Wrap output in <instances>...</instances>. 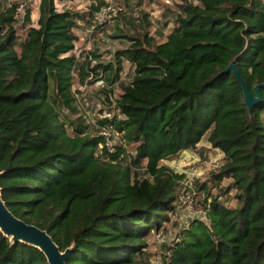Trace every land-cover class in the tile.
I'll use <instances>...</instances> for the list:
<instances>
[{
	"label": "trees",
	"instance_id": "1",
	"mask_svg": "<svg viewBox=\"0 0 264 264\" xmlns=\"http://www.w3.org/2000/svg\"><path fill=\"white\" fill-rule=\"evenodd\" d=\"M55 1L39 0L36 24L26 16L22 37L18 2L0 3V188L7 207L46 229L60 250L70 247L66 264H150L147 236L169 219L185 176L162 160L205 139L223 152L212 177L230 179L225 191L235 189L233 201L207 191L209 223L191 218L178 239L162 243L160 258L264 264V0H181L173 17L161 13L153 32L157 21L141 3L124 0L119 13L135 30L120 32L128 44L107 61L96 51L83 58L73 52L77 20L87 15ZM89 3L92 17L105 1ZM165 18L173 21L167 32ZM124 59L133 70L113 97ZM231 61L254 94L259 84L261 99L250 110L225 70ZM74 78L79 85L102 80L110 116L92 125ZM102 126L118 139L113 151ZM0 264L49 263L38 247L0 231Z\"/></svg>",
	"mask_w": 264,
	"mask_h": 264
},
{
	"label": "rangeland",
	"instance_id": "2",
	"mask_svg": "<svg viewBox=\"0 0 264 264\" xmlns=\"http://www.w3.org/2000/svg\"><path fill=\"white\" fill-rule=\"evenodd\" d=\"M11 1H22V0H0V3H9ZM77 0H67V6L78 11L86 13V18H79L77 20V25L75 27V32L77 34V39L75 41V46L73 52L79 58H83L85 53L96 51L100 53V57L102 61H107L108 59H112L113 51L117 48L123 47L128 44V40L119 36L120 32H128L133 33L135 28L131 27L127 18L122 14H115L112 18L105 20L101 23H96L93 21L92 17H89L87 14L89 9V0H78V3H75ZM106 2V0H104ZM116 3L124 4V0H113ZM135 3L140 2L141 8L144 11L149 13V16L153 18V20L157 21L161 19L159 25L162 24L164 20L161 16V13L165 11V14L170 15V17L174 16V11L177 8L178 3L181 0H132ZM38 2L39 0H28L25 4L24 10L20 12V14L16 17V25H17V33L19 36H23V21L26 16L29 17L30 22L36 24L38 17ZM100 6V5H99ZM67 7V8H68ZM99 8V7H98ZM124 8H127L124 6ZM135 8V7H134ZM126 11H129L128 9ZM166 11L168 13H166ZM133 15H137L138 12L136 9L133 11ZM167 23L164 27V32H167L168 28H170L171 23L173 22L170 18H165ZM22 23V24H21ZM158 24V21L154 23V26L150 28V30H155V26ZM87 27L92 28V32L88 34L86 30ZM122 31H119V29ZM157 39H162L163 36H156ZM132 65L126 60H123V69L120 73L119 80L113 85L112 95L115 97L119 92L118 82L120 81H128L131 73H132ZM91 79L90 77L87 78ZM79 85L77 79L74 78V90L78 97L80 103L82 102L85 106L86 115L92 125L95 124V120L98 116H110L114 106L109 105L104 100V94L100 91L101 86L103 85L102 80H93L92 82ZM112 97V96H111ZM93 127V126H92ZM116 137V136H115ZM111 139V138H110ZM114 139V138H112ZM116 139V138H115ZM205 139H203V142ZM202 142V143H203ZM202 147V148H200ZM131 150L133 149V145L128 146ZM202 149V150H201ZM194 150V149H192ZM191 151V149H190ZM191 155L189 158H184L183 155L179 156L178 154L172 158L171 162L178 172H184L188 174L193 179V183L195 188L198 190L196 197V207H204V198L207 196L206 193L209 191L211 194H219L222 193L223 199L226 198L227 201H233V193L235 189L229 188V191H225L226 187H229L230 179L227 177L222 178L220 181L214 179L212 174L216 171L218 165L224 160V155L221 150H217L212 146H205V144H201L197 147V150ZM166 159H163L165 161ZM181 170V171H180ZM205 183V188H201V184ZM181 185L177 188L178 200L181 198ZM227 192V194H223V192ZM170 217L167 221L164 222V225L160 230H151L147 236V241L149 243L148 249L152 251L150 255V264H165L162 262L160 258L161 254V245L162 243H169L170 241H174L180 237L181 230L185 227H189V221L194 216H191L190 213L184 208L181 201L175 202V207L173 211L169 214ZM203 221L209 223L207 216L204 218H200Z\"/></svg>",
	"mask_w": 264,
	"mask_h": 264
},
{
	"label": "water",
	"instance_id": "3",
	"mask_svg": "<svg viewBox=\"0 0 264 264\" xmlns=\"http://www.w3.org/2000/svg\"><path fill=\"white\" fill-rule=\"evenodd\" d=\"M231 70L237 81L240 83L243 91V100L250 110L260 99L259 84L255 85L254 94L248 87L245 80L239 73L235 61H231L225 68ZM0 231L12 242L23 241L38 247L46 256L49 264H66L65 260L70 247L60 250L59 246L52 239L51 235L44 228L30 222H26L17 217L7 207L1 196L0 188Z\"/></svg>",
	"mask_w": 264,
	"mask_h": 264
},
{
	"label": "built area",
	"instance_id": "4",
	"mask_svg": "<svg viewBox=\"0 0 264 264\" xmlns=\"http://www.w3.org/2000/svg\"><path fill=\"white\" fill-rule=\"evenodd\" d=\"M28 0L19 1L16 6V17L20 14L22 10H24L25 4ZM168 1V0H166ZM55 5L58 9L66 8L64 3H61L59 0L55 1ZM124 5L122 3H116L113 0H106L105 3L101 4L97 10L93 13V21L96 23L104 22L112 18L115 14L123 11ZM86 30L88 34H90L93 30L91 27H87ZM101 133L105 136L104 145L110 151L114 150L115 144L118 142V139L115 137V134H111L109 129L105 126L101 127ZM111 138V139H110ZM114 138V139H112ZM116 138V139H115ZM181 198L180 201L184 208L190 213L191 216L204 218L206 216L205 208L202 206L196 207V197H197V189L194 186L193 179L188 174L182 178L181 182Z\"/></svg>",
	"mask_w": 264,
	"mask_h": 264
},
{
	"label": "crops",
	"instance_id": "5",
	"mask_svg": "<svg viewBox=\"0 0 264 264\" xmlns=\"http://www.w3.org/2000/svg\"><path fill=\"white\" fill-rule=\"evenodd\" d=\"M87 1V0H86ZM61 3H64V5L66 6V7H68L66 4H67V0H63V1H60ZM39 3V2H38ZM75 3H78V0L77 1H75ZM38 18V17H37ZM201 142V144H205V146H210V144H209V142L208 141H204L203 142V139L200 141ZM200 142H198L197 143V146H196V148L194 149V150H192L191 149V151H190V148H186V149H182L180 152H179V156H181V155H183L184 156V158H189V155H191V153L190 152H192V154L195 152V150H197V147L200 145ZM203 142V143H202ZM200 148H202V147H200ZM217 150H219L218 148H216ZM202 150V149H201ZM173 159H166L165 161H163L162 160V162L163 163H166L167 165H169L171 168H173L174 170H176V171H179L178 169H176L175 167H174V165L172 164V161ZM181 171V170H180Z\"/></svg>",
	"mask_w": 264,
	"mask_h": 264
}]
</instances>
